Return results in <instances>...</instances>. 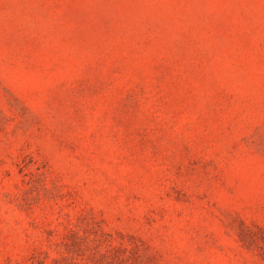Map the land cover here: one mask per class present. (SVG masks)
Masks as SVG:
<instances>
[{
    "label": "rangeland",
    "instance_id": "1",
    "mask_svg": "<svg viewBox=\"0 0 264 264\" xmlns=\"http://www.w3.org/2000/svg\"><path fill=\"white\" fill-rule=\"evenodd\" d=\"M0 264H264V0H0Z\"/></svg>",
    "mask_w": 264,
    "mask_h": 264
}]
</instances>
